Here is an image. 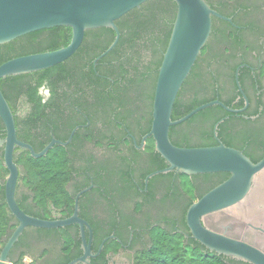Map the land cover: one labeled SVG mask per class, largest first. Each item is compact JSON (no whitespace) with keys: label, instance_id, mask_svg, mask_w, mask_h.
Masks as SVG:
<instances>
[{"label":"flooded vegetation","instance_id":"1","mask_svg":"<svg viewBox=\"0 0 264 264\" xmlns=\"http://www.w3.org/2000/svg\"><path fill=\"white\" fill-rule=\"evenodd\" d=\"M205 1L230 20L213 17L214 36L212 39L211 30L205 45L206 53L214 58L209 68L216 81L214 88L234 105L242 103L237 108L242 109L244 98L236 85L237 73L248 100L243 112L256 113L243 115L250 127H235L231 133L233 144L250 159L259 161L264 156V128L259 127L264 125V0ZM151 64L149 55V71ZM232 71L233 81L229 78ZM31 74L3 85L16 138L38 152L53 140L64 143V146L54 144L52 149L63 148L69 160L54 164L63 177L56 180L51 194L41 177L43 163H38L39 176L32 181L26 168L28 163L19 161L21 154L28 151L14 150L13 162L18 173L14 199L26 215L48 221L64 220L77 207L78 218L86 223L83 225L86 238L89 232L92 234L88 264H136L138 254L151 246L149 233L155 228L175 230L190 251L212 258L214 264L219 259L224 264H249L209 252L192 239L186 226L185 215L190 205L225 181L228 178L222 175L225 173L185 176L173 171L153 176L145 183L149 174L165 168L166 163L156 152L146 150L149 138L142 142L147 133L140 132V114L129 112L131 101L134 109L138 105L132 98L133 83L119 82L120 96L126 102L121 110L122 114L126 112V119L121 122L113 118L107 123L105 114L86 115L76 106V84L82 86L86 82H60L52 90L48 82L40 84L39 77ZM143 109L145 112L141 107L140 113L146 115ZM5 136L0 119V140ZM158 167L163 168L153 171ZM8 174L0 146V215L7 218L0 234V251L18 225L5 200ZM203 224L217 234L248 243L264 253V174L243 209L212 214ZM81 231L77 224L52 229L26 227L10 249L6 264H68L83 254ZM66 237L75 241L69 249L64 243Z\"/></svg>","mask_w":264,"mask_h":264},{"label":"water","instance_id":"2","mask_svg":"<svg viewBox=\"0 0 264 264\" xmlns=\"http://www.w3.org/2000/svg\"><path fill=\"white\" fill-rule=\"evenodd\" d=\"M148 1L150 0H0V46L27 34L55 27L70 28L72 33L69 43L60 49L24 55L4 62L0 65V80L44 71L62 64L79 49L85 32L99 28L111 29L115 33L114 40L105 52L94 60L95 64L109 53L119 40L120 34L115 22ZM172 1L177 6L176 15L158 68L150 130L142 139V142L147 138L153 139L154 151L164 160L166 167L149 174L145 183L153 176L173 171L185 176L228 174L225 181L190 205L185 215L186 226L192 239L211 253L249 264H264V253L258 248L217 234L203 224L204 221L206 225L207 217L212 214L244 208L264 174V156L254 163L242 151L225 146L217 137V127L222 120L213 128V137L217 142L214 146L182 148L173 145L169 138L170 127L187 121L208 107L219 106L232 114L241 113L247 108L248 100L240 88L236 73V85L244 98L242 109L229 108L216 99L193 109L177 120L171 119L177 94L210 37L212 18L230 20L213 10L205 0ZM149 55L151 57L148 50L141 51V70L147 65ZM0 119L6 134L5 138L0 140V146H3V163L9 173L5 185V200L7 208L18 222L0 251V264L7 263L10 249L26 227L52 229L74 224L80 225L82 229L80 240L83 254L68 264H88L92 234L89 232L86 238L83 231V225L86 223L78 218L77 207L74 214L67 219L48 221L26 215L14 199L18 177L13 162L14 150L18 148L28 151L32 158H40L45 156L54 144L64 146V143L53 140L43 150L35 153L29 144L19 141L16 138L13 115L1 90Z\"/></svg>","mask_w":264,"mask_h":264},{"label":"trees","instance_id":"3","mask_svg":"<svg viewBox=\"0 0 264 264\" xmlns=\"http://www.w3.org/2000/svg\"><path fill=\"white\" fill-rule=\"evenodd\" d=\"M176 10L177 6L172 0H150L115 22L120 34L119 40L109 53L96 62L95 66L93 60L105 52L114 40L115 33L111 29L99 28L85 32L81 46L72 57L51 69L33 74L39 77L40 84L48 82L52 90L60 82H86L82 86L76 84L78 98L76 106L86 115L105 114L107 123L113 118L119 119L121 122L126 119V112L122 114L121 110L126 106V102L120 96L119 82L133 83L132 98L134 104L138 103V105L137 109H134L133 102L130 100L132 110L129 112L140 114L139 119L143 125H140V132L146 134L151 126L152 102L158 68L170 37ZM71 35L70 28L55 27L17 38L0 46V65L16 57L60 49L69 43ZM213 36L214 30L212 29V39ZM145 49L150 52L152 58L150 71L148 65L143 70L140 68L142 64L140 62L141 51ZM206 50L207 46L202 49L177 94L171 114L173 121L216 99L229 108L237 109L243 106L242 103L234 105L229 97H222L220 92L215 90L216 81L209 70L214 58L209 57ZM240 74L241 71L238 73L239 80ZM23 77L26 76H11L1 79L0 90L3 96L6 97L4 83L17 82ZM229 78L233 81L234 71L229 73ZM79 93H81V97ZM141 107L145 108L143 113L146 115H141ZM255 113L232 114L219 106H211L196 113L187 121L170 127L169 138L173 145L182 148L214 146L217 142L213 137V128L216 123L222 120L217 127V137L225 146L236 149L233 144L234 138L231 135L233 129L235 127H250L249 120L246 121L243 115L253 116ZM262 115L264 116V111ZM259 127L264 128V125ZM127 128L129 129L128 126ZM146 150L151 154L155 152L152 138L146 141ZM243 153L248 157L245 152ZM68 160L64 149L59 146L49 150L45 156L40 158H32L28 152H23L19 157V161L28 163L26 168L29 171V178L33 179L32 181L39 176L36 173L39 167L38 163H43L41 177L51 194L55 189L56 180L63 177L58 173L60 170L54 164ZM250 160L254 163L258 162ZM161 168L163 167L155 168L153 171ZM222 175L229 176L226 173ZM61 192L67 195L63 189ZM6 221L7 218L0 215V234H3ZM63 235L66 234L63 233ZM149 236L151 246L138 254L139 260L136 264H214L212 258L190 251V247L183 243V237L175 230L165 231L155 228L149 233ZM64 243L69 249L75 244V241L66 237ZM218 264L224 263L219 259Z\"/></svg>","mask_w":264,"mask_h":264},{"label":"clouds","instance_id":"4","mask_svg":"<svg viewBox=\"0 0 264 264\" xmlns=\"http://www.w3.org/2000/svg\"><path fill=\"white\" fill-rule=\"evenodd\" d=\"M25 260H27V257H25Z\"/></svg>","mask_w":264,"mask_h":264},{"label":"rangeland","instance_id":"5","mask_svg":"<svg viewBox=\"0 0 264 264\" xmlns=\"http://www.w3.org/2000/svg\"><path fill=\"white\" fill-rule=\"evenodd\" d=\"M21 264H25L24 262H22Z\"/></svg>","mask_w":264,"mask_h":264}]
</instances>
